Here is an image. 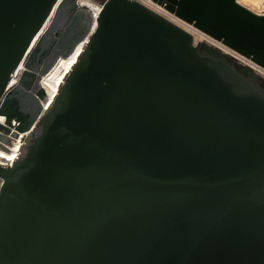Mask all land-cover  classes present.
Masks as SVG:
<instances>
[{
  "label": "water",
  "instance_id": "1",
  "mask_svg": "<svg viewBox=\"0 0 264 264\" xmlns=\"http://www.w3.org/2000/svg\"><path fill=\"white\" fill-rule=\"evenodd\" d=\"M154 1L264 67V16ZM56 2L0 0V99ZM72 11L45 69L89 28ZM261 83L140 1L104 0L41 126L0 166V264H264Z\"/></svg>",
  "mask_w": 264,
  "mask_h": 264
},
{
  "label": "bare ground",
  "instance_id": "2",
  "mask_svg": "<svg viewBox=\"0 0 264 264\" xmlns=\"http://www.w3.org/2000/svg\"><path fill=\"white\" fill-rule=\"evenodd\" d=\"M75 1L76 7L71 9L70 0H57L50 15L35 34L21 62L13 71L0 99V166L2 167H9L17 160L28 137L37 129V121L53 103L66 76L83 53L98 24V15L104 0ZM138 1L146 4L145 0ZM69 11L82 12L88 20L89 28L66 53H59L45 69L48 56L59 40L57 32L61 29H58V25L60 23L63 25V19ZM223 48L227 52H233L226 47ZM240 58L244 62H250L243 56ZM31 94H34L40 106L35 119L31 110H24L27 109L26 104L29 102L27 96ZM2 182L3 179L0 177V187Z\"/></svg>",
  "mask_w": 264,
  "mask_h": 264
},
{
  "label": "built area",
  "instance_id": "3",
  "mask_svg": "<svg viewBox=\"0 0 264 264\" xmlns=\"http://www.w3.org/2000/svg\"><path fill=\"white\" fill-rule=\"evenodd\" d=\"M237 4L241 5L242 7L250 10L251 12L255 13L256 15L264 16V0H235ZM148 8L152 11L156 12L157 14L161 15L162 17L166 18L170 22L174 23L175 25L179 26L183 30L190 33L193 37V44L196 46L208 45L213 48L220 50L221 52L225 53L229 58L237 63H241L245 66L250 67L261 80H264V67L258 65L257 63L253 62L251 59L250 62H244L240 56L241 54L237 53L236 51L230 49L229 47L225 46L220 40L215 39L208 33L202 31L198 27L194 25V23L188 22L183 18L176 15L174 12L170 11L165 7L154 0H145ZM230 49L233 52H227L223 47ZM236 54V55H235ZM238 55V56H237Z\"/></svg>",
  "mask_w": 264,
  "mask_h": 264
},
{
  "label": "rangeland",
  "instance_id": "4",
  "mask_svg": "<svg viewBox=\"0 0 264 264\" xmlns=\"http://www.w3.org/2000/svg\"><path fill=\"white\" fill-rule=\"evenodd\" d=\"M57 44H58V41H57V43H56V45L55 46H57ZM27 99H28V101L29 102H27V104H26V107H27V109H24V110H27V111H30V110H33L34 112H35V110H36V105H35V101H36V99H35V96H34V94H31L30 96L28 95L27 96ZM25 107V108H26ZM35 108V109H34ZM27 113V112H26ZM41 119H42V117H40L39 118V120H38V122H37V128H39L40 126H41ZM33 132V131H32ZM32 134V133H31ZM31 136V135H30ZM29 136V137H30ZM29 137H28V139H29ZM28 139H27V141H28ZM27 141L25 142V144L23 145V147H22V149L24 148V146L26 145V143H27ZM22 151V150H21Z\"/></svg>",
  "mask_w": 264,
  "mask_h": 264
},
{
  "label": "flooded vegetation",
  "instance_id": "5",
  "mask_svg": "<svg viewBox=\"0 0 264 264\" xmlns=\"http://www.w3.org/2000/svg\"><path fill=\"white\" fill-rule=\"evenodd\" d=\"M261 85H262V87H263V89H264V80H261Z\"/></svg>",
  "mask_w": 264,
  "mask_h": 264
}]
</instances>
